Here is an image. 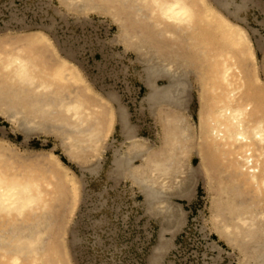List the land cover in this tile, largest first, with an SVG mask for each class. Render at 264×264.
<instances>
[{
  "label": "bare ground",
  "instance_id": "6f19581e",
  "mask_svg": "<svg viewBox=\"0 0 264 264\" xmlns=\"http://www.w3.org/2000/svg\"><path fill=\"white\" fill-rule=\"evenodd\" d=\"M58 1L67 10L110 16L115 40L141 62L146 92L140 110L159 125V142L138 137L126 108L117 103L125 140L112 150V161L114 173L142 195L144 214L158 220L160 242L163 232L184 224V209L173 200H189L194 193V172L184 158L192 140L197 170L206 182L209 176L218 180L206 183L211 229L240 252L238 264H264V81L257 78L254 48L240 23L208 0ZM215 1L229 15L238 11L235 4L229 8L231 1ZM23 29L0 31V115L23 140L54 134L66 155L80 154L88 149L80 146L83 141H101L110 132L117 96L94 89L43 31ZM190 75L196 81V131L187 114L181 116ZM46 157L75 192L68 167L55 153ZM39 158L38 151L17 153L0 141V250L6 264H49L50 253L58 256L55 232L47 234L55 219L53 212L46 214L53 186L45 176L16 167L36 165ZM226 199L234 204L226 207ZM158 244L149 258L153 263L166 250Z\"/></svg>",
  "mask_w": 264,
  "mask_h": 264
},
{
  "label": "rangeland",
  "instance_id": "374dc122",
  "mask_svg": "<svg viewBox=\"0 0 264 264\" xmlns=\"http://www.w3.org/2000/svg\"><path fill=\"white\" fill-rule=\"evenodd\" d=\"M228 1H231L230 9L237 7L235 15L227 14L215 0H208L246 31L254 48L255 73L264 81V0ZM66 10L58 0H0V31L24 27L23 30L36 28L43 31L50 37L56 52L75 63L94 89L102 95L116 94L117 103L131 112V124L138 137L157 145L160 127L148 110H140L144 105L142 98L146 87L135 51L115 40L116 24L104 12ZM194 77H188L190 88L185 100L189 101L187 105L185 103L186 110L181 116L187 114L193 131H196L198 100ZM163 82L158 81L159 84ZM21 136L20 131L0 115V141L3 145L17 153L38 151L40 155L36 165L16 167L21 172L23 169L30 171L29 174L36 177L45 176L53 186V192L47 196L46 214L49 216L50 211L53 212L55 219L47 234L55 232L58 256L50 253L49 264H238L242 258L240 252L218 240L211 229L208 218L212 194L208 193L206 183L212 185L218 180L211 172L208 175L213 176V180L211 182L209 176L206 182L207 175L197 170L199 159L192 151L196 149L195 144L191 145L192 140L187 142L184 158L194 172L195 178L191 182L194 193L189 200H173L184 209V224L173 235L166 234L160 242L162 239L157 237L159 222L144 214L140 205L142 195L130 186L128 180L120 179L111 166L112 149L123 147L121 138L114 136L107 141L105 137L94 143L86 142V145L83 141L84 145L80 146L88 149L70 156L65 154L61 139L54 134L33 135L26 140ZM48 152L55 153L68 167V173L75 181V192L61 179L62 170L54 171L52 162L46 157ZM232 201L226 199V207L233 205ZM162 242L166 250L159 255L158 262L153 263L150 255H153L154 246ZM2 253L0 250V264H6Z\"/></svg>",
  "mask_w": 264,
  "mask_h": 264
},
{
  "label": "crops",
  "instance_id": "0c3cea01",
  "mask_svg": "<svg viewBox=\"0 0 264 264\" xmlns=\"http://www.w3.org/2000/svg\"><path fill=\"white\" fill-rule=\"evenodd\" d=\"M112 107L115 109V113L113 112V124H112V128L110 129V132H108L106 135V139L107 141H110L112 139H114V136H117V138H121L122 140H125L124 135H123V131H122V124H121V120H120V111H116L119 110L118 108V104L117 101L116 102H112ZM112 108V109H113ZM126 108V107H125ZM125 111V110H124ZM127 112L125 114V118L126 120H128V123H131V112L129 111L128 108H126ZM127 115V116H126ZM105 139V138H104ZM113 150V149H112ZM113 160V159H112ZM111 166L113 167V161H111ZM175 233V228L172 229L171 231H167V232H163L162 235L165 236L166 234H171L173 235Z\"/></svg>",
  "mask_w": 264,
  "mask_h": 264
}]
</instances>
